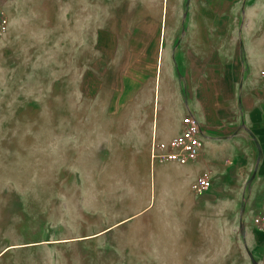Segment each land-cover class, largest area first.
Here are the masks:
<instances>
[{"label": "rangeland", "instance_id": "1", "mask_svg": "<svg viewBox=\"0 0 264 264\" xmlns=\"http://www.w3.org/2000/svg\"><path fill=\"white\" fill-rule=\"evenodd\" d=\"M125 6L11 0L4 9L0 264H237L244 234L259 231L251 215L209 214L180 165L152 160L153 139L173 135L176 87L163 112L166 48L129 41ZM115 18L119 39L100 45L95 28Z\"/></svg>", "mask_w": 264, "mask_h": 264}, {"label": "crops", "instance_id": "2", "mask_svg": "<svg viewBox=\"0 0 264 264\" xmlns=\"http://www.w3.org/2000/svg\"><path fill=\"white\" fill-rule=\"evenodd\" d=\"M123 2L131 16L123 20L132 24L129 41L166 48L158 76L163 112L172 98L166 89L173 83L176 87L172 136L185 112L201 123L202 156L180 166L190 187L210 169L212 186L201 196L212 207L209 214L232 218L243 213L251 215L254 225L253 217L264 209V0ZM10 3L0 4V10ZM119 22L115 18L95 28L100 45L110 37L119 39L111 26ZM244 238L243 258L239 254L233 261L264 264V232Z\"/></svg>", "mask_w": 264, "mask_h": 264}, {"label": "built area", "instance_id": "3", "mask_svg": "<svg viewBox=\"0 0 264 264\" xmlns=\"http://www.w3.org/2000/svg\"><path fill=\"white\" fill-rule=\"evenodd\" d=\"M8 27V18L4 10H0V35H4ZM264 81V68L260 70ZM203 138L201 123L191 113L183 116L177 134L166 142H160L156 137L151 147L153 161L173 162L180 166L198 160L203 153ZM213 175L210 169L201 172L191 181V189L196 196H203L212 186ZM253 222L258 230L264 231V209L255 214Z\"/></svg>", "mask_w": 264, "mask_h": 264}, {"label": "bare ground", "instance_id": "4", "mask_svg": "<svg viewBox=\"0 0 264 264\" xmlns=\"http://www.w3.org/2000/svg\"><path fill=\"white\" fill-rule=\"evenodd\" d=\"M261 232H264V231L261 230Z\"/></svg>", "mask_w": 264, "mask_h": 264}]
</instances>
